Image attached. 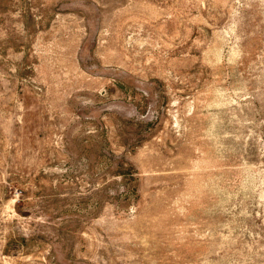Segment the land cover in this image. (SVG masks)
Returning <instances> with one entry per match:
<instances>
[{"label":"rangeland","instance_id":"1","mask_svg":"<svg viewBox=\"0 0 264 264\" xmlns=\"http://www.w3.org/2000/svg\"><path fill=\"white\" fill-rule=\"evenodd\" d=\"M0 264H264V0H0Z\"/></svg>","mask_w":264,"mask_h":264}]
</instances>
